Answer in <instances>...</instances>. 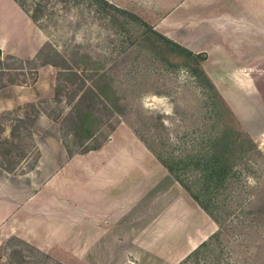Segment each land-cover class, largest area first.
<instances>
[{
  "label": "rangeland",
  "instance_id": "374dc122",
  "mask_svg": "<svg viewBox=\"0 0 264 264\" xmlns=\"http://www.w3.org/2000/svg\"><path fill=\"white\" fill-rule=\"evenodd\" d=\"M25 1L40 27L14 1L0 32V90L29 88L1 98L0 264H164L141 238L167 193L134 187L139 158L104 174L133 143L216 220L174 264H264V19L221 0Z\"/></svg>",
  "mask_w": 264,
  "mask_h": 264
},
{
  "label": "crops",
  "instance_id": "0c3cea01",
  "mask_svg": "<svg viewBox=\"0 0 264 264\" xmlns=\"http://www.w3.org/2000/svg\"><path fill=\"white\" fill-rule=\"evenodd\" d=\"M194 1L186 0L180 4L177 7L176 14H182L185 11L184 8L187 6L186 10L189 12L191 10L197 11L200 8L213 7V4L220 0H203V7H191L192 4H195ZM198 1L202 2V0ZM221 1H223L224 10L228 15L226 19H264V0ZM16 10H18V6L13 0H0V32L5 35L10 30L11 22L17 21V19H12L14 16L13 13ZM7 11H9V14ZM44 70H40L39 80L42 78L45 72ZM36 85L34 88H38ZM15 88L29 89L27 87H8L0 90V111L8 108L2 103L1 98L4 94L13 92ZM26 94H19L20 99H26ZM132 147L133 150L131 152H134L132 154L120 148V154L117 155V160H113L117 166L104 174H107L105 176L109 177V174L119 175L122 171L134 169L136 167V158H139L140 164L134 172L139 182H136L134 187L142 193L145 191L157 192L158 189H163L167 193L160 204L161 208H163L161 210L162 213L159 217L155 218L150 226L149 232L141 240H147L149 238L152 240L150 243L156 248L155 252H153L155 257L158 255L159 250H164L165 248L166 255L163 258L164 264H174L187 250H194L216 232L217 224L147 148L138 143H133ZM146 174H149L152 180H144L143 177ZM133 179L135 178L133 177ZM131 183L133 181L126 182L122 185L121 191L125 190ZM116 202L114 201V203Z\"/></svg>",
  "mask_w": 264,
  "mask_h": 264
},
{
  "label": "trees",
  "instance_id": "16d2710c",
  "mask_svg": "<svg viewBox=\"0 0 264 264\" xmlns=\"http://www.w3.org/2000/svg\"><path fill=\"white\" fill-rule=\"evenodd\" d=\"M27 14H30V17L32 18V20L34 21V23L36 25H38L40 27V23L38 17L33 16V13L31 12V10L27 9V4L25 0H14ZM42 2L44 0H41ZM41 5H38L37 7V13L39 14V12L42 10ZM191 55H193L194 53L190 52ZM195 55V54H194ZM198 56V55H197ZM2 71V70H0ZM71 73V70H68ZM69 73V72H68ZM6 85H1L2 87H5ZM83 115H85L84 112H82ZM88 116H90V114H88ZM85 117V116H84ZM67 151L69 152L70 147L68 145V143H64ZM149 148V147H148ZM99 148H94L93 150H96ZM149 150L154 154V156L157 158V160L168 170V172L173 176V178L190 194V196L193 198L194 201H196L198 203V205L216 222V220L213 218V216L211 215V213L209 212L208 208L206 207V205L204 204V202L201 200V198L199 197V195L197 193H195V191H193L192 187L189 186L186 181L182 178V176L176 171V169L173 167V165H171L168 160L164 159L163 157H161L160 155L155 154L150 148ZM211 162L210 166L215 165V168L218 166L217 163H215L214 160H210L209 163ZM213 164V165H212ZM214 174L210 175V178H213Z\"/></svg>",
  "mask_w": 264,
  "mask_h": 264
}]
</instances>
